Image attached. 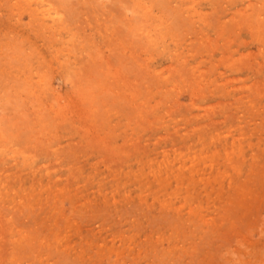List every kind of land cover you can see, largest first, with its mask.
Instances as JSON below:
<instances>
[{"label": "rangeland", "instance_id": "rangeland-1", "mask_svg": "<svg viewBox=\"0 0 264 264\" xmlns=\"http://www.w3.org/2000/svg\"><path fill=\"white\" fill-rule=\"evenodd\" d=\"M0 264H264V0H0Z\"/></svg>", "mask_w": 264, "mask_h": 264}]
</instances>
